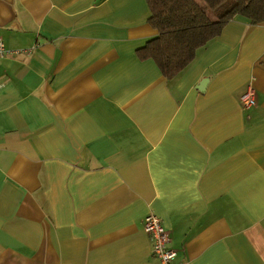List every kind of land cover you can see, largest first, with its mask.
Returning <instances> with one entry per match:
<instances>
[{
	"label": "crops",
	"instance_id": "1",
	"mask_svg": "<svg viewBox=\"0 0 264 264\" xmlns=\"http://www.w3.org/2000/svg\"><path fill=\"white\" fill-rule=\"evenodd\" d=\"M148 17L0 0V264H160L148 212L174 264H264V22L233 17L166 80L138 56Z\"/></svg>",
	"mask_w": 264,
	"mask_h": 264
},
{
	"label": "trees",
	"instance_id": "2",
	"mask_svg": "<svg viewBox=\"0 0 264 264\" xmlns=\"http://www.w3.org/2000/svg\"><path fill=\"white\" fill-rule=\"evenodd\" d=\"M149 25L156 35L138 49L166 80L173 79L195 58L199 48L217 37L235 16L251 24L264 22V0H146Z\"/></svg>",
	"mask_w": 264,
	"mask_h": 264
},
{
	"label": "built area",
	"instance_id": "3",
	"mask_svg": "<svg viewBox=\"0 0 264 264\" xmlns=\"http://www.w3.org/2000/svg\"><path fill=\"white\" fill-rule=\"evenodd\" d=\"M23 51H29L22 49ZM3 41L0 39V57L7 53ZM13 52H18L13 51ZM20 52V51H19ZM239 100L243 107L254 106L255 89L248 84L245 91L240 95ZM143 230L151 240V253L159 260L160 264H174L176 252L169 246L170 237L168 231L163 227L160 218L153 212H148L143 218Z\"/></svg>",
	"mask_w": 264,
	"mask_h": 264
},
{
	"label": "water",
	"instance_id": "4",
	"mask_svg": "<svg viewBox=\"0 0 264 264\" xmlns=\"http://www.w3.org/2000/svg\"><path fill=\"white\" fill-rule=\"evenodd\" d=\"M207 84V79L204 78L202 79L200 82H199V85L197 86V89L200 90V91H203L205 86Z\"/></svg>",
	"mask_w": 264,
	"mask_h": 264
}]
</instances>
